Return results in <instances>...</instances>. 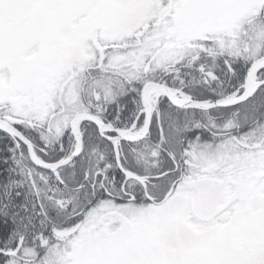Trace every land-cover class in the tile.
<instances>
[{
    "label": "snow or ice",
    "instance_id": "snow-or-ice-1",
    "mask_svg": "<svg viewBox=\"0 0 264 264\" xmlns=\"http://www.w3.org/2000/svg\"><path fill=\"white\" fill-rule=\"evenodd\" d=\"M0 264H264V0H0Z\"/></svg>",
    "mask_w": 264,
    "mask_h": 264
}]
</instances>
